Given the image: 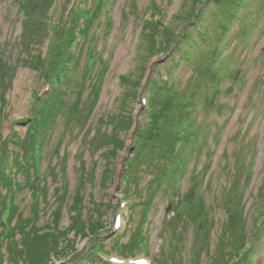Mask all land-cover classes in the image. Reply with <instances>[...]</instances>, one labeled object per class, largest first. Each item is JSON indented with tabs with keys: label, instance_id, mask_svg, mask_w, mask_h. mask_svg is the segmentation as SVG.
<instances>
[{
	"label": "rangeland",
	"instance_id": "rangeland-1",
	"mask_svg": "<svg viewBox=\"0 0 264 264\" xmlns=\"http://www.w3.org/2000/svg\"><path fill=\"white\" fill-rule=\"evenodd\" d=\"M30 259L264 264V0H0V264Z\"/></svg>",
	"mask_w": 264,
	"mask_h": 264
},
{
	"label": "trees",
	"instance_id": "trees-1",
	"mask_svg": "<svg viewBox=\"0 0 264 264\" xmlns=\"http://www.w3.org/2000/svg\"><path fill=\"white\" fill-rule=\"evenodd\" d=\"M156 7V6H155ZM74 8V7H73ZM73 8L72 9H70L69 11H68V14H75L76 16H79L80 14H82V16L84 15H86V13H87V8L86 7H81V8H78V9H75V11H74V13H73ZM157 8V7H156ZM100 11V8L98 9V12ZM97 13V12H96ZM96 15L98 16V20H100L99 19V14H94V19H96ZM75 23V22H74ZM154 24V23H153ZM83 27H84V29L86 30V31H88L89 29H91V27H90V23L89 24H83ZM71 34H72V30H71ZM77 37H74V39L73 40H75ZM72 40V41H73ZM68 49H69V47H68ZM67 51H69V50H67ZM158 55H160V54H158ZM157 56V55H156ZM74 56L72 55V56H70L69 57V60L71 61L72 60V58H73ZM70 63V62H69ZM67 65H68V67H70V65L67 63V61H65V66L67 67ZM125 83H129V82H127L128 81V77H126V76H124V77H122L121 78ZM150 99V98H149ZM92 109V108H91ZM186 127H187V125H186V123H184L183 125H181L180 126V129H179V131H178V133H177V135L178 136H182L185 132H186ZM139 128H144V127H139ZM149 133L150 134H154L155 133V129L154 128H151L150 129V131H149ZM31 138H33V134H31ZM135 142H137V139H133ZM181 142H182V140H179V141H177V142H175V143H173V146H172V148H174V149H178L179 147H180V144H181ZM22 144V141H19L18 140V144H17V146H20ZM16 146V147H17ZM38 149H39V145H38ZM38 154H39V157H41V154H40V152H38ZM32 160H33V156H32ZM1 176L4 178V181H7L6 180V178H5V176H4V173H2L1 172ZM78 197H79V195H77ZM76 196V199H78V200H80L79 198H81V197H77ZM72 208H73V212L72 213H74V215H73V219H74V217L76 216V214H75V211H76V209H77V206H76V203H74V205L72 206ZM14 209V206H12V210ZM226 221H229V218H227L226 219ZM4 227V225H2V228ZM52 228H54L55 230H57V227H47V229H52ZM1 234H2V231H1ZM52 234H50V233H45V234H34V233H32V234H27V236H29L28 238H27V244H26V242L23 244V245H18V247H21V249H17L18 251H19V254L21 253V254H23L24 255V257L26 258V256L27 257H29V254H31L32 256L33 255H41V253L43 252L42 251V248L44 247H46V246H52V245H54L52 242H50V240H49V238L50 237H54L55 235H52ZM100 246H102V245H100ZM99 246V247H100ZM132 250H134V248L133 247H130L129 248V251H132ZM97 253H99L98 251L97 252H95V258H97L96 257V254ZM26 255V256H25ZM41 256H43V255H41ZM44 256H46L45 254H44ZM92 257V259L94 258L93 257V255H91ZM45 258V257H44ZM36 259H34V260H32V259H30V264H37V263H35L34 261H35ZM21 263V262H20ZM26 264V263H25ZM39 264H45V261L43 262V263H39Z\"/></svg>",
	"mask_w": 264,
	"mask_h": 264
}]
</instances>
